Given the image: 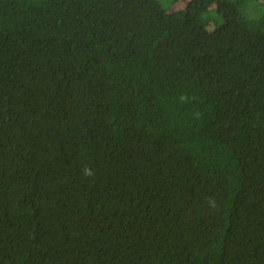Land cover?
<instances>
[{
    "label": "trees",
    "instance_id": "16d2710c",
    "mask_svg": "<svg viewBox=\"0 0 264 264\" xmlns=\"http://www.w3.org/2000/svg\"><path fill=\"white\" fill-rule=\"evenodd\" d=\"M0 264H264V0H0Z\"/></svg>",
    "mask_w": 264,
    "mask_h": 264
},
{
    "label": "clouds",
    "instance_id": "9594fccd",
    "mask_svg": "<svg viewBox=\"0 0 264 264\" xmlns=\"http://www.w3.org/2000/svg\"><path fill=\"white\" fill-rule=\"evenodd\" d=\"M92 174H93V173H92V170L89 169V168H87V166H86L85 169H84V175H85V176H89V175H92ZM209 203H210V205H211L212 207H215V201H214V200H210Z\"/></svg>",
    "mask_w": 264,
    "mask_h": 264
},
{
    "label": "rangeland",
    "instance_id": "374dc122",
    "mask_svg": "<svg viewBox=\"0 0 264 264\" xmlns=\"http://www.w3.org/2000/svg\"><path fill=\"white\" fill-rule=\"evenodd\" d=\"M184 4V3H183Z\"/></svg>",
    "mask_w": 264,
    "mask_h": 264
}]
</instances>
